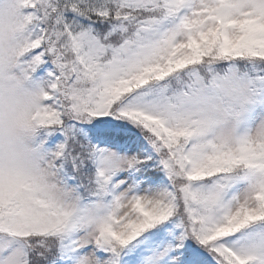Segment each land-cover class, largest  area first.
<instances>
[{
    "label": "snow or ice",
    "instance_id": "1",
    "mask_svg": "<svg viewBox=\"0 0 264 264\" xmlns=\"http://www.w3.org/2000/svg\"><path fill=\"white\" fill-rule=\"evenodd\" d=\"M0 264H264V0H0Z\"/></svg>",
    "mask_w": 264,
    "mask_h": 264
},
{
    "label": "clouds",
    "instance_id": "2",
    "mask_svg": "<svg viewBox=\"0 0 264 264\" xmlns=\"http://www.w3.org/2000/svg\"><path fill=\"white\" fill-rule=\"evenodd\" d=\"M34 89L25 84L18 73H0V144L6 145L19 131L22 117L33 104Z\"/></svg>",
    "mask_w": 264,
    "mask_h": 264
}]
</instances>
